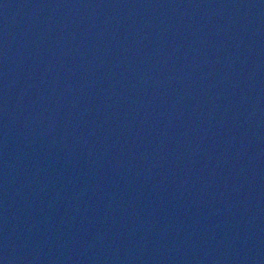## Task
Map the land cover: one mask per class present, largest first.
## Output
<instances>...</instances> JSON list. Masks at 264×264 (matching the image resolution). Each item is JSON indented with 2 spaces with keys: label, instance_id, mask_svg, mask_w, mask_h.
I'll return each mask as SVG.
<instances>
[{
  "label": "water",
  "instance_id": "obj_1",
  "mask_svg": "<svg viewBox=\"0 0 264 264\" xmlns=\"http://www.w3.org/2000/svg\"><path fill=\"white\" fill-rule=\"evenodd\" d=\"M0 264H264V0H0Z\"/></svg>",
  "mask_w": 264,
  "mask_h": 264
}]
</instances>
